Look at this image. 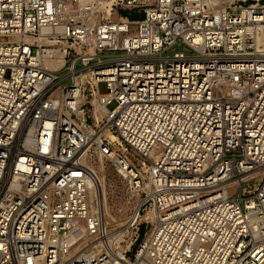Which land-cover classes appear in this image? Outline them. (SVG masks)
<instances>
[{
	"label": "built area",
	"instance_id": "built-area-1",
	"mask_svg": "<svg viewBox=\"0 0 264 264\" xmlns=\"http://www.w3.org/2000/svg\"><path fill=\"white\" fill-rule=\"evenodd\" d=\"M0 264H264V0H0Z\"/></svg>",
	"mask_w": 264,
	"mask_h": 264
},
{
	"label": "rangeland",
	"instance_id": "rangeland-1",
	"mask_svg": "<svg viewBox=\"0 0 264 264\" xmlns=\"http://www.w3.org/2000/svg\"><path fill=\"white\" fill-rule=\"evenodd\" d=\"M124 16H129L133 19H139L141 16L129 13L127 11H120ZM101 93L107 91L105 83L99 86ZM107 172V194L108 202L111 207V212L114 215L118 223H124L135 206V200L129 197L127 192V182L123 180L111 167V165L106 166ZM120 221V222H119ZM119 226L113 225L112 228H118ZM145 229L142 228L141 234L143 235Z\"/></svg>",
	"mask_w": 264,
	"mask_h": 264
},
{
	"label": "bare ground",
	"instance_id": "bare-ground-1",
	"mask_svg": "<svg viewBox=\"0 0 264 264\" xmlns=\"http://www.w3.org/2000/svg\"><path fill=\"white\" fill-rule=\"evenodd\" d=\"M97 152H98L97 157H99V160L88 163L90 169L95 173V176H96L94 180L96 195L99 197V199L101 200L103 204V212H104V218H105L106 225L112 228L113 225L117 224L119 227H121L123 223L117 222V220L115 219L114 215L111 212V207L108 202L107 172H106L107 165H106L104 158L101 156L100 152L99 151ZM135 204H136V200H135ZM113 229H117V228H113ZM119 237H121V235Z\"/></svg>",
	"mask_w": 264,
	"mask_h": 264
}]
</instances>
